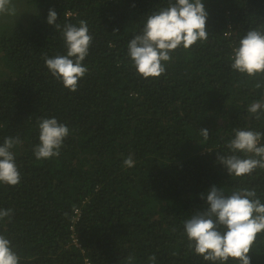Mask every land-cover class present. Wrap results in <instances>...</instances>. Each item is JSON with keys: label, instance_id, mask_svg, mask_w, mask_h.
I'll list each match as a JSON object with an SVG mask.
<instances>
[{"label": "trees", "instance_id": "trees-1", "mask_svg": "<svg viewBox=\"0 0 264 264\" xmlns=\"http://www.w3.org/2000/svg\"><path fill=\"white\" fill-rule=\"evenodd\" d=\"M17 1L22 18L0 31V145L23 141L12 149L21 181L0 183V209L12 210L0 235L19 264H128L129 255L151 264L153 254L155 264H220L188 247L183 221L208 207L213 185L226 196L255 188L264 203V169L235 177L217 158L232 154L233 129L264 133V117L247 110L264 101V76L231 69L233 47L264 24V0H203L208 40L178 47L162 62L166 72L149 78L137 73L128 43L174 0ZM49 9L62 27L85 20L93 37L75 92L43 59L67 52ZM51 117L70 133L59 156L38 160L37 122ZM129 155L133 167L123 166ZM249 255L264 264V232Z\"/></svg>", "mask_w": 264, "mask_h": 264}, {"label": "clouds", "instance_id": "clouds-1", "mask_svg": "<svg viewBox=\"0 0 264 264\" xmlns=\"http://www.w3.org/2000/svg\"><path fill=\"white\" fill-rule=\"evenodd\" d=\"M0 14H16L12 0H0ZM57 18L55 9H49L47 23L54 24L61 31L66 55H45L43 59L55 79L75 92L79 80L88 71L83 62L89 55L93 37L85 20H80L79 26L67 23L62 27L56 22ZM207 18L203 0H174L149 15L140 34L128 43V56L137 73L143 78L159 77L166 72L162 62H169L171 53L178 47L190 49L197 41H207ZM231 69L242 76H264V24L248 30L239 40V45L233 47ZM261 86L259 82L255 85L256 88ZM247 110L256 114L257 120L261 119L264 117V101L253 102ZM37 123L40 134L39 143L34 148L35 157L43 160L59 156L70 133L69 127L55 117L40 118ZM233 132L234 137L227 142L232 154H217L218 161L228 173L242 177L251 175L257 168L264 169V144L260 143L264 133L243 129H233ZM200 135L208 140L209 130L200 129ZM22 143L19 137H6L0 145V183L11 186L20 183L21 175L12 149ZM237 153H243L246 158ZM123 166H134L131 155L123 160ZM207 204L206 209L183 221L188 247L206 261L226 264L231 258L237 264H251L249 253L257 235L264 232V203L255 188L237 189L226 196L222 189L213 185L207 193ZM11 215V209H0V220L11 218ZM148 259L155 264L154 254ZM134 260L132 255L127 257L128 264H133ZM0 264H19L10 240L3 235H0Z\"/></svg>", "mask_w": 264, "mask_h": 264}, {"label": "rangeland", "instance_id": "rangeland-1", "mask_svg": "<svg viewBox=\"0 0 264 264\" xmlns=\"http://www.w3.org/2000/svg\"><path fill=\"white\" fill-rule=\"evenodd\" d=\"M23 1H25V0H23ZM17 3H18L17 0H12V6H14L16 8V14L15 15L0 14V31L2 29L8 30V29L12 28L14 26V23L19 21L22 18L21 13H22V11H24V8L20 4H17ZM32 9H34V8H32ZM2 70H3L2 67H0V72Z\"/></svg>", "mask_w": 264, "mask_h": 264}, {"label": "built area", "instance_id": "built-area-1", "mask_svg": "<svg viewBox=\"0 0 264 264\" xmlns=\"http://www.w3.org/2000/svg\"><path fill=\"white\" fill-rule=\"evenodd\" d=\"M76 219H78V216L76 217Z\"/></svg>", "mask_w": 264, "mask_h": 264}]
</instances>
